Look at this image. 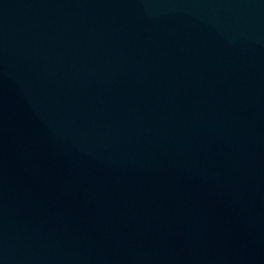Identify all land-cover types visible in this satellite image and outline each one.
Listing matches in <instances>:
<instances>
[{
  "label": "water",
  "instance_id": "95a60500",
  "mask_svg": "<svg viewBox=\"0 0 264 264\" xmlns=\"http://www.w3.org/2000/svg\"><path fill=\"white\" fill-rule=\"evenodd\" d=\"M0 264H264V0H0Z\"/></svg>",
  "mask_w": 264,
  "mask_h": 264
}]
</instances>
